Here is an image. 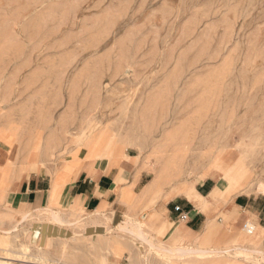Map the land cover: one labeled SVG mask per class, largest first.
<instances>
[{
    "label": "rangeland",
    "instance_id": "1",
    "mask_svg": "<svg viewBox=\"0 0 264 264\" xmlns=\"http://www.w3.org/2000/svg\"><path fill=\"white\" fill-rule=\"evenodd\" d=\"M0 141V264H264L257 223L223 213L264 198V0H0ZM220 152L237 179L215 233L177 239L169 191L225 190ZM91 162L124 174L114 208L70 212L61 186L47 208L4 201L33 171L65 184Z\"/></svg>",
    "mask_w": 264,
    "mask_h": 264
},
{
    "label": "crops",
    "instance_id": "2",
    "mask_svg": "<svg viewBox=\"0 0 264 264\" xmlns=\"http://www.w3.org/2000/svg\"><path fill=\"white\" fill-rule=\"evenodd\" d=\"M11 159V149L6 143L0 141V165L7 167ZM114 170L116 168L109 169L92 162L86 163L71 182L65 184H61L62 178L58 179V176L52 178L47 174H42L40 170L33 171L29 176L14 181L10 190L5 194L4 201L13 209L47 208L51 206L55 197L54 186L59 184L61 186L60 202L63 207L69 206L70 212L74 208L91 213L102 212L108 208H114L117 202L115 197L118 196V177L124 178V174L114 173ZM206 185L207 183L201 184L203 189H197L202 198L198 200H192L186 196L181 198L182 210L187 214L185 218H182L180 213L169 210L167 217L169 222L176 224L177 239L182 238V240L195 242L200 236L210 237L215 233L212 219L217 213L216 207H219L224 199L215 196L214 190L217 186ZM3 195L4 193L0 191V202L3 200ZM223 208V213L235 219L234 224L237 228L253 220L259 226L254 225L255 230L257 229L259 234L264 232V198L260 195H237L230 206ZM20 212L24 214L25 210L21 209ZM168 229L169 226L166 225L163 231L166 232Z\"/></svg>",
    "mask_w": 264,
    "mask_h": 264
},
{
    "label": "bare ground",
    "instance_id": "3",
    "mask_svg": "<svg viewBox=\"0 0 264 264\" xmlns=\"http://www.w3.org/2000/svg\"><path fill=\"white\" fill-rule=\"evenodd\" d=\"M36 134V133H35ZM37 135V134H36ZM96 142V141H95ZM93 143V142H92ZM95 144V143H94ZM96 154V153H95ZM38 156V155H37ZM99 157V156H98ZM227 157V154H224L223 153L221 154L218 153L215 158L213 159V162L215 163V167H218V169L222 170L223 171V177L228 181V186L225 190H214V194L215 196H221L223 197L225 195L226 192L230 191V189L232 188V186L236 183V179L234 177V171H232L234 169V167L232 168V170L228 167L227 163L225 162V158ZM246 169V178L249 179L251 177V174L249 172V170L245 167ZM232 171V174L231 172ZM230 172V173H229ZM62 178V177H61ZM58 179H59V176H58ZM66 179V178H65ZM62 180V179H61ZM59 180V182L61 181ZM58 181V180H57ZM66 181V180H65ZM64 182V181H63ZM4 183V182H3ZM55 183H58V182H55ZM1 184V183H0ZM18 184V183H17ZM3 185V184H2ZM1 185V186H2ZM7 185V184H6ZM5 183H4V186H6ZM158 185V181L157 180H154L152 183H150L149 185H147L145 187V190H144V194L147 195L149 194L150 192L153 191L154 187ZM0 186V187H1ZM120 186V185H119ZM159 186V185H158ZM7 187V186H6ZM160 187V186H159ZM3 188V187H2ZM1 188V189H2ZM119 188V187H118ZM55 191L59 190V184H55L54 186V189ZM1 191V190H0ZM127 192H125L123 195L126 196V198H129L128 195H126ZM169 197L170 198H173L175 196H178V195H184L192 200H198L199 198H202L200 196V194L197 192V188H196V185H195V182L193 181H189V180H186V181H182V182H179L177 183L175 186L172 187V189L169 191ZM204 199V198H203ZM52 218L57 220V221H63L65 222L66 220L63 219V217L60 215V213L58 211H55L53 210L52 212ZM166 229V228H165ZM179 251V249H178ZM186 251V250H185ZM187 251H190V250H187ZM197 251V250H196ZM258 252H260L259 250H257ZM201 252H205L204 250H201ZM207 252V251H206ZM214 252V250H213ZM184 254V253H183Z\"/></svg>",
    "mask_w": 264,
    "mask_h": 264
},
{
    "label": "built area",
    "instance_id": "4",
    "mask_svg": "<svg viewBox=\"0 0 264 264\" xmlns=\"http://www.w3.org/2000/svg\"><path fill=\"white\" fill-rule=\"evenodd\" d=\"M175 209H176L177 211H181L180 206H176ZM186 215H187V214H185V213L182 214V218H185ZM244 227L247 229V232H248V233L252 234V232H253V230H254V228H253L252 225H249V224L246 223V224L244 225Z\"/></svg>",
    "mask_w": 264,
    "mask_h": 264
},
{
    "label": "water",
    "instance_id": "5",
    "mask_svg": "<svg viewBox=\"0 0 264 264\" xmlns=\"http://www.w3.org/2000/svg\"><path fill=\"white\" fill-rule=\"evenodd\" d=\"M87 232L88 233H95V232H101V233H103L104 232V229L102 228V227H98V228H93V227H91V228H87Z\"/></svg>",
    "mask_w": 264,
    "mask_h": 264
}]
</instances>
